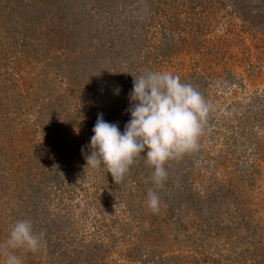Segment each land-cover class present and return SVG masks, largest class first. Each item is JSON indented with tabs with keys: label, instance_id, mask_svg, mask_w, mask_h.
<instances>
[{
	"label": "rangeland",
	"instance_id": "374dc122",
	"mask_svg": "<svg viewBox=\"0 0 264 264\" xmlns=\"http://www.w3.org/2000/svg\"><path fill=\"white\" fill-rule=\"evenodd\" d=\"M32 1L22 0L17 5H12L13 17L0 10V114L1 117L10 118L14 129L19 130L14 136L16 141L13 151L18 156L8 166L10 169L6 171L0 168V242L7 239L11 226L16 221L22 220V214H26L21 211L22 205L19 214L13 216L12 207L17 208L24 200H28L24 207L31 213V204L39 200L38 209H43L38 211V217L35 215L30 218L32 227L33 222L56 227L50 238L60 240V245L57 247L58 245L55 244L54 250L56 247L60 249L59 253L60 251L65 253L60 258L50 254L41 255L39 264H153V261L158 259L152 257V253L147 254V251L157 250L155 245H159V251L165 257L189 261H182L183 263L180 261L181 264H210L208 258H219L221 253L229 252L221 246L215 247L216 237L207 236V241L209 240L207 243L211 246L201 238L188 239L187 236L194 228H185L181 219H176L177 215L146 234V229L151 227L150 220H144L140 211H126L127 202H122L123 199L118 195L117 198H110L100 203L99 210L102 211L94 207L85 211L92 198L90 192L95 190L92 184L94 186L97 183L104 187L102 189L104 193L107 191L105 178L109 173L102 171L105 169L103 167L99 171L88 170L86 181L82 180L83 185L76 188V194H73L72 198L67 193L61 196L57 188L61 187V191H68V186L64 183L60 186H51L55 182L43 186V190L28 197L30 189L26 188L27 179L26 176L23 179L22 174L30 167L35 173L42 166L41 163H34L32 166L24 164L25 158L19 157L18 151L22 150L20 145L26 139L25 136L21 137L24 131L23 121L45 117L38 112L36 105L44 97L65 98V88L70 86L71 81H77L79 78L75 77V72L79 69L72 75L65 73L62 75L59 71L63 61L72 57L70 48L64 46L69 45V38H66L69 35L64 32L57 36L53 35L52 31L50 37L46 34L48 30L55 28V25L50 23V15L65 14V17L72 21L77 14L73 7L63 12L65 0H45V8L37 10L45 33L40 35L37 33L36 37L47 45L40 49L34 44L38 52L33 53V57L28 59L27 55H23L27 46L23 47L21 44L26 41L23 38L26 29H22L24 22L19 17L26 12L22 8L31 6ZM109 5L105 7L101 0L99 2L92 0L83 7L84 10L89 9L84 14L90 25L86 27L83 35L91 36L90 52L95 55L97 46L100 47L99 52L105 48L102 59L96 54V63L106 60L107 56L115 55V50L120 48L123 54L139 53L144 56L150 53V61L156 63L157 72L178 75L181 82L193 85L194 78L197 75L202 76L206 80L203 84L205 92L200 90L198 85L193 86L201 91L210 105V111L198 141L199 148L195 151L196 154L203 156V159L199 157L194 160L196 172L200 174L195 181L205 185L211 184L209 198L213 199H220L224 194V188H230L231 195L227 201L231 209L236 205L247 206L253 212V218L261 217L264 224V0H112ZM30 12L31 9L28 10V13ZM244 14L251 18L245 16L244 19ZM5 16L6 20H11L8 21L9 24L5 22ZM64 23L67 21H59L63 26ZM69 23L72 25L74 22ZM95 25L97 27L93 30ZM31 33L33 34L32 30ZM48 38L52 41L47 40ZM171 41L175 43L176 48L175 45H170ZM164 47L170 51V55L162 56ZM155 53L158 54L157 57ZM113 57L111 59L116 58ZM73 62L80 66L82 61L75 56ZM90 70L92 73L94 71L92 77H88ZM80 73L86 75L85 78H79L81 87L88 93L94 91L96 97L95 83L99 77H103V72L98 68L93 70L92 66L81 70ZM185 76H188L187 80ZM19 89L20 95L31 97V99L25 98L24 104L21 103L20 98L17 100L11 98L12 92ZM35 92L37 93L34 95ZM52 93L55 95L50 96ZM100 93L102 92L100 91L98 96H101ZM36 96H39L37 101ZM66 100H62L63 106ZM54 101L58 104L56 100ZM67 104L73 117L72 130L67 135L71 142L83 140L84 134L88 133V129L86 131L82 129L85 124L82 119L87 115L95 121L98 114H102L103 119H118L121 125L124 121L123 98L112 99L109 104H104L91 103L85 96L83 100L69 96ZM60 107L64 110L62 106ZM245 116L248 119H245ZM241 117L243 124L246 122L247 132L255 131L261 140V148L258 149L257 154H253L249 141L244 145H238L239 141H242L238 133V121ZM46 118H49V115ZM52 118L55 116L52 115ZM29 135L31 140L44 144V140L41 139L43 131L40 128ZM10 144L8 147L12 151L13 141ZM42 153V151L38 152L39 156ZM49 160L55 164L53 156H49ZM57 161L59 167L66 168V164L60 158L56 159V164ZM253 164L255 165L252 166ZM1 165L0 162V167ZM46 166L48 164L45 163V168ZM142 181L145 183L150 181V178L146 177ZM151 185H153L152 181ZM142 199L140 195L137 197L132 195L131 205L135 204V207L141 205ZM161 212L162 216L170 214V211L166 210V205L162 207ZM181 213L182 217L189 220L184 211ZM261 232V242L257 236L253 238L254 243H242L239 244L240 247L244 249L245 246L253 247L261 244L264 247V229ZM218 238L221 243L228 241L221 235ZM96 245L102 248L95 249ZM218 248L220 251H217ZM226 248H229L228 243ZM15 252L24 259L29 254L32 255V252L24 249H17ZM155 254L158 255L159 252ZM3 259L0 257V264H3Z\"/></svg>",
	"mask_w": 264,
	"mask_h": 264
},
{
	"label": "trees",
	"instance_id": "16d2710c",
	"mask_svg": "<svg viewBox=\"0 0 264 264\" xmlns=\"http://www.w3.org/2000/svg\"><path fill=\"white\" fill-rule=\"evenodd\" d=\"M92 0H65L64 5L65 8H63V12L65 13L68 9L71 7L72 10H74L77 14L71 21L70 18H66L65 14L61 15H50L51 20L50 23L55 25V28L52 30H48L46 34L50 35L53 32V35L59 36L60 33L66 32L69 36L66 38H69V45H64L67 48H70L71 56L70 60H64L63 65L61 64V68H59V71H61V74L64 73L67 75H72L74 71L75 77H86L85 74L80 73L81 70H86L88 68H91L93 66V70H101L103 72V77H99L98 81H96L95 87L97 88V96L98 93H100L101 96H98V100L96 97H94V91L86 92L85 88L83 89L78 81L80 80L77 78L76 80L71 81L70 86L68 88H65V98L67 99L64 103V106L62 105V96H55L48 99L47 97H44L43 100L40 101L38 105H36V108L38 112L45 117H37L34 119L24 120L23 121V132L21 133V137L25 138L23 141V144L20 145L22 150L18 151L19 157L24 159V164L33 165L34 163H41L42 168H39V170L35 173L32 172V168H28L27 170H24V173L22 174V177L26 176L25 185L27 189H30L28 197H32L33 193H37L41 190H43V186H47L49 183H53L51 186L55 185H61L64 183V185L68 186L67 190H62L61 187L57 188L60 195H64L65 193L68 194L69 197H73V194H76V188L83 185L82 180L86 181L87 175L86 172L88 170L92 171V168L86 167V155L90 154V149L88 145L90 144V138L93 135L92 129L96 123L95 119L91 120L89 115L83 117V128L84 131L88 129V133L84 134L85 138L83 140L78 142H71L70 139H68L67 135L72 130L71 126V114L69 112V106L67 104L68 97L69 96H76L78 99L83 100L84 96L87 99L89 98L91 103H108L112 99H118L121 98L124 99V121H118V119H112V118H106L105 121L109 123H115L118 125L119 130L123 132L125 124L130 120V112L126 111L131 107L129 93L132 90L133 87V79L135 77L140 76L147 70L157 71L155 65L156 63L152 60L150 61V53L145 54L144 56H141L139 53L135 54H123L122 49H116V54L113 56H107L106 60H100L96 63L95 57L96 54H99L101 59L104 57V49H102V52H99L98 50L100 47L97 46L96 48V54L90 52V37L83 35V33L86 30V27L90 25V22L88 19L85 18V14L89 9L87 8L84 10V6L87 5V2H90ZM94 1H100V0H94ZM112 0H101L103 5L105 7L110 6L109 3ZM152 1V0H150ZM22 2V0H6L3 2V0L0 3V10L5 12L6 14L11 15L12 11V5H17L18 3ZM45 0H33L31 2V6L28 5V7H23V10H26L24 15H21L19 17L20 20L23 19V26L22 29H26L24 32H26V35L23 36L25 38V44H21L23 47L27 46V48L24 50L23 55H27V59L29 57H33V53L36 54L38 52V48L35 47L38 45L40 49L44 45H47V43H43L41 40L37 38L36 36L40 34H44V28H43V22L41 18L38 16L39 14L36 13L38 9L45 8L44 5ZM27 6V5H26ZM30 7V8H29ZM21 9V11H22ZM31 9V12L28 13V10ZM1 12V14H3ZM67 14V13H66ZM13 17V15H11ZM41 16H44L41 14ZM245 16L247 18L248 15H243V18L245 19ZM248 18H251L248 16ZM17 20V19H16ZM67 21V23L59 24V21ZM11 20H6L5 16V22H8ZM85 21V22H84ZM58 22V24H57ZM69 22H74L72 25H70ZM10 22H8L9 24ZM96 25L93 28V30L96 29ZM166 27V26H165ZM171 28H173L171 26ZM168 29V27L166 28ZM170 29V28H169ZM30 30L33 31V34H30ZM173 30V29H172ZM23 32V33H24ZM38 33V35H37ZM89 35V31H87ZM28 34V35H27ZM52 35V36H53ZM82 40H81V38ZM65 38V37H64ZM93 38V37H92ZM47 40H50L49 38ZM52 39L50 40V42ZM86 42V43H85ZM71 43V44H70ZM83 43V46L81 44ZM36 44V46H34ZM173 44V41L170 42V45ZM175 43L173 44V46ZM124 47V46H120ZM171 47V46H170ZM176 48V45H175ZM174 48V49H175ZM49 50V49H46ZM68 50V49H67ZM77 53V54H76ZM162 56L170 55V51L167 49L162 50ZM51 55L54 56V54L51 52ZM78 56L80 58L81 65H77L73 62V57ZM155 56L157 57L158 54L155 53ZM57 57H55L56 59ZM77 58V57H76ZM58 66V65H56ZM104 66V68H103ZM155 67V68H154ZM86 68V69H85ZM88 77L94 76V71L92 73V70L88 73ZM192 78V77H191ZM185 79H188V76H185ZM94 80V79H93ZM205 79L202 76H196L194 78L193 85L197 86L202 91L205 92L204 89V83ZM189 82V80H188ZM89 85V84H87ZM93 86V84L91 85ZM194 86V87H195ZM86 87V86H85ZM10 88L7 89L9 91ZM118 90V91H117ZM44 89L42 90V92ZM21 90L13 91L12 92V100H17L20 98L21 103L24 104V99H28L31 97L28 96H22L20 95ZM201 92V91H200ZM37 92L34 93V95ZM88 93V94H87ZM84 94V95H83ZM33 95V96H34ZM55 93H52L50 96H54ZM87 95V96H86ZM43 98V97H42ZM25 99V100H26ZM39 99V96L35 97V100L37 101ZM56 100L58 102L55 103ZM56 104V105H55ZM64 109L62 110L61 107ZM1 112V111H0ZM49 118H46V116ZM52 115L55 116V118H52ZM2 114H0V158H2V167L4 170L10 169L8 167L13 163V159H16L18 155H16L13 151L15 148V142L17 133L19 130L14 129L15 127L10 123V118L8 117H1ZM58 118V119H57ZM80 118V117H77ZM247 117L245 116V119ZM242 117L239 118V137L242 138V141H239L240 144L238 145H244L246 141H249V144L252 146L253 154H257L258 149L261 148V140L257 136V133L255 131H252L250 133L247 132L248 128L246 126V122L243 124L241 121ZM248 119V118H247ZM76 120V119H74ZM248 121V120H247ZM71 126V128H70ZM40 128V130L43 131V135L41 139L44 140L43 143H37L33 140H31L30 134L33 132H36ZM28 129H31L30 132ZM29 132V133H28ZM235 139V137H233ZM13 141L12 144V151L11 148H9V144ZM227 142V140H226ZM225 142V144H227ZM11 145V144H10ZM229 146V144H228ZM234 146V145H233ZM83 149V151H82ZM42 151L43 153L39 156L38 152ZM74 152V156H72V153ZM16 155V156H15ZM143 155H146L145 153H142V156L137 158L136 162L130 167L129 172L125 175L122 182L119 184H116L114 180L112 179L111 174H107V178H105V185L107 191L104 193L103 188L99 184H93L91 185L94 187V191L90 192L92 193V198L90 199L88 206H86V210H91L93 207L94 209L98 211L100 203H102L104 200L110 199V198H117L116 195H118L120 198L123 199L122 202H127L126 205V211L132 212L134 211H140V214L143 215L144 220H150V228L146 229V234L149 232H152L156 229V227H161L164 225L163 223L168 220L169 218H174V216H178L176 219H181L182 224L185 228H194L193 231H191V234L187 236L188 239L197 237L201 238V240L205 243H207V236L209 237H216L217 240L214 241L216 244L215 247H223V249H228L229 252H224L220 254L219 258L210 257L208 259L210 264H264V247L261 244V246H245L244 249L240 247L239 244L242 243H254L253 238L259 237V242L262 241V230L264 229V224L262 223L261 217L258 219L253 218V212L247 207V206H241L236 205L234 209H231V206L227 201L231 195V189L230 188H224V194L220 199H213L209 198V190H211L212 185H205L200 181H195V178H199L200 174L199 172H196L197 168L194 165V160L201 157L203 159V156L200 154H196L195 152H192L190 154H185L180 158L170 160L166 163L165 168L168 173L167 180L164 182V185L162 188H158L156 185H151L152 181V174L154 169L149 166L146 163L145 157ZM194 155L197 157H194ZM49 156H53L55 160V164H53L49 160ZM56 156L62 160L66 164V168L59 167L58 161L56 164ZM60 156V157H59ZM45 163L48 164L45 168ZM253 164L252 166H254ZM246 166H250L246 164ZM17 170V169H16ZM95 170H100L95 169ZM102 170V169H101ZM102 171L106 172V169H103ZM102 174H104L102 172ZM90 175H92L90 173ZM91 177V176H90ZM146 177L150 178V181H146L143 183V179ZM42 179V180H41ZM91 179V178H90ZM127 179V180H126ZM203 179V178H202ZM201 179V180H202ZM90 182H88L89 184ZM133 183V185L131 184ZM200 183V184H199ZM199 184V187H197ZM218 184V183H215ZM25 187V186H24ZM155 191L160 198V205H159V211L156 213H153L148 205H147V193L149 189H152ZM220 187V186H219ZM218 187V189H220ZM132 190H131V189ZM84 189V188H82ZM103 192V193H102ZM135 192V194H134ZM132 195L134 197L142 196L141 205L136 206L135 204L132 206ZM68 199V198H67ZM28 200H24L23 203H20L18 205V209L12 207L13 216H17L19 214L18 211H20V206H22V212H26V214H22L21 218L22 220H30L31 217L37 216L38 217V211L42 210L43 208H39L40 201L38 200L35 204L32 203V212L30 213L27 211V209L24 207L25 202ZM131 201V203H130ZM60 203V202H59ZM58 203V204H59ZM37 204V205H36ZM6 205V204H5ZM166 205V210L170 214H167V216L161 215V209ZM1 206V204H0ZM92 207V208H91ZM16 209V210H15ZM180 209V210H179ZM175 210V211H174ZM177 211V212H176ZM185 212L186 217L189 218V220H186L185 217H182L181 212ZM246 211V212H245ZM28 212L30 213L28 215ZM34 212V213H33ZM224 214L226 216H224ZM96 218V217H95ZM40 220V219H39ZM115 218H113L112 221H114ZM41 222V221H40ZM56 227H53L52 225H41V223L33 222V231L37 234H43L45 231V234L42 235V243L46 244V247H42L40 251L36 253H31L32 255H28L26 259H24L23 256H20L22 259V262H28V264H39L41 261V255L47 254V255H55L58 258L63 257L64 254L58 252V248L54 246L55 244L60 245V240H52L50 238V235L55 232ZM54 231V232H53ZM51 232V233H50ZM101 233V232H100ZM259 234V235H258ZM224 236L227 238V242L221 243V240L218 238V236ZM196 239V238H195ZM197 240V239H196ZM59 242V243H57ZM228 243L229 248H226V244ZM208 244V243H207ZM53 245V247H50ZM211 246V244H208ZM157 250L154 249V251H147V254H151L152 257L157 258L158 260L153 261V264H181L182 261L189 262L187 259H180L181 261H178L177 259H171L169 257H165L163 253L159 251V245H155ZM232 246V247H231ZM95 249H101L99 245L94 246ZM261 248V249H260ZM92 250V247H90ZM217 251H220V248L217 249ZM97 252V251H96ZM96 252H94L95 255ZM155 252H159V254H155ZM18 256L19 253L15 252ZM92 254V253H91ZM157 255V256H155ZM151 259V258H149ZM183 263V262H182ZM188 264V263H186ZM195 264V263H193Z\"/></svg>",
	"mask_w": 264,
	"mask_h": 264
},
{
	"label": "clouds",
	"instance_id": "9594fccd",
	"mask_svg": "<svg viewBox=\"0 0 264 264\" xmlns=\"http://www.w3.org/2000/svg\"><path fill=\"white\" fill-rule=\"evenodd\" d=\"M129 98L131 107L126 111L131 118L123 132L98 114L86 167L105 168L119 184L146 152V163L154 169L152 182L162 188L168 177L166 163L198 150L210 105L196 87L181 82L178 75L152 70L133 79ZM147 205L153 213L159 211L160 198L152 189L147 193ZM42 235L33 231L30 220L16 221L7 239L0 242L3 264H23L15 254L17 249L36 253L46 247Z\"/></svg>",
	"mask_w": 264,
	"mask_h": 264
}]
</instances>
